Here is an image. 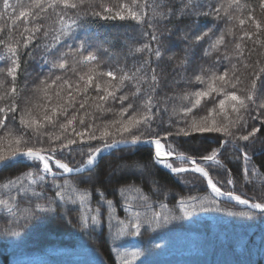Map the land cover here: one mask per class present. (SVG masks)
I'll list each match as a JSON object with an SVG mask.
<instances>
[{"label":"snow or ice","instance_id":"6c2138e0","mask_svg":"<svg viewBox=\"0 0 264 264\" xmlns=\"http://www.w3.org/2000/svg\"><path fill=\"white\" fill-rule=\"evenodd\" d=\"M258 11L264 15V0H180L179 7L173 0H2L0 211L7 225L62 220L104 246L110 241L119 264H133L144 253L123 250L126 237L209 210L198 196L173 197L169 209L145 194L142 186L160 191L161 172L182 184L189 175L206 183L212 195L205 199L217 211H227L216 199L226 197L246 206L231 215H264V191L237 194V174L241 188L260 180L264 189L251 150L264 143V59L250 62L264 49ZM96 18L147 23L149 42L129 46V54L147 57L131 71L120 66L115 38L90 34ZM173 34L179 53L162 42ZM31 60L35 77L27 72ZM173 61L177 75L168 80L157 69ZM136 153L147 161L131 160ZM94 264L115 262L96 252Z\"/></svg>","mask_w":264,"mask_h":264},{"label":"trees","instance_id":"16d2710c","mask_svg":"<svg viewBox=\"0 0 264 264\" xmlns=\"http://www.w3.org/2000/svg\"><path fill=\"white\" fill-rule=\"evenodd\" d=\"M15 2L16 0H10V3ZM106 2L115 4L120 0H106ZM173 4L179 7L180 0H173ZM0 8H2V0H0ZM257 14L260 19L264 20V15L259 11ZM5 23L6 19H0V25ZM144 31H150L147 23L140 25L135 21H105L96 18L90 25V34L99 40L115 38L110 45L111 50L118 56L120 66H126L128 71L133 70L147 57V53L129 54V46L135 48L149 42L143 36ZM162 42L171 52L179 53L183 47L175 34L171 37L165 35ZM233 44L234 42L229 43V47L231 48ZM246 47L252 48L253 45L247 42ZM221 51L223 52L224 49ZM259 53H264V49H257V52L252 54L250 62L254 63L258 58L264 59L258 55ZM35 55L39 57L38 52ZM99 55L101 59H104L106 54L101 52ZM115 59L116 57H113L112 62ZM175 63L176 61L162 62L157 70H162L168 80H171L177 75L173 70ZM36 67V60H31L27 66V72L33 77L37 75ZM23 85L24 76H21L20 86L23 87ZM186 147L194 150L197 145L192 144ZM251 150L255 153L253 159L257 162V167L264 172V168L259 166V161L264 160V143L257 140L251 146ZM190 154L194 152L190 151ZM131 160L146 162L147 156L143 153H136ZM213 175L215 178L216 174L213 173ZM158 178L160 180L159 192L149 193L148 186H142L144 193L150 194L153 200L166 203L171 209L175 202L173 197L178 199L180 196H198L204 200V207L209 210L195 211L190 216H182L181 219L171 221L161 229L145 233L144 237H126L122 246L123 250L138 249L144 253L133 264H264V215H260L259 212L251 218L231 215L229 213H239L245 211L246 208L216 198L220 202V207L227 210L217 211L205 199L212 195L205 183L197 182L190 175L185 177L187 184H182L175 177H170L163 172ZM221 178L226 179V176ZM242 179L237 174V194L246 192L248 196L259 197L264 191L260 180H257L254 185H245L241 188ZM136 183L139 184V179ZM230 189L231 186L228 185L224 188V190ZM129 195L135 196V193ZM108 198L113 197L109 195ZM196 203L199 207V202ZM192 204L193 201H188L189 210ZM70 214L75 216L76 212L73 211ZM118 214L123 219V214L119 209ZM176 214L181 215L178 206ZM0 216H4L0 219V264H94L96 252H100L106 262L111 258L112 262L119 264L116 254L111 252L110 241L107 246H104L102 238L84 234L78 226L68 225L62 220L47 219L43 222L37 221L35 224H29L22 229H13L12 226L7 225V217L2 211H0ZM6 230H16L18 235L7 236L5 235ZM105 231H107L106 225ZM156 244L160 247L155 248Z\"/></svg>","mask_w":264,"mask_h":264},{"label":"water","instance_id":"95a60500","mask_svg":"<svg viewBox=\"0 0 264 264\" xmlns=\"http://www.w3.org/2000/svg\"><path fill=\"white\" fill-rule=\"evenodd\" d=\"M217 198H219V199H221V200L228 201V202H235V201H229L226 197H217ZM235 203H236V202H235ZM240 206H242V207H246V206H244V205H240Z\"/></svg>","mask_w":264,"mask_h":264},{"label":"rangeland","instance_id":"374dc122","mask_svg":"<svg viewBox=\"0 0 264 264\" xmlns=\"http://www.w3.org/2000/svg\"><path fill=\"white\" fill-rule=\"evenodd\" d=\"M177 165L179 166V162H177Z\"/></svg>","mask_w":264,"mask_h":264}]
</instances>
